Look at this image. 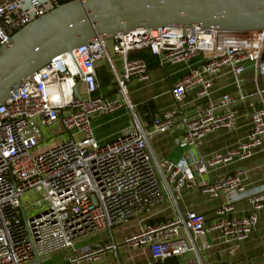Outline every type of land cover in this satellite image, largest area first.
<instances>
[{
	"label": "built area",
	"instance_id": "built-area-1",
	"mask_svg": "<svg viewBox=\"0 0 264 264\" xmlns=\"http://www.w3.org/2000/svg\"><path fill=\"white\" fill-rule=\"evenodd\" d=\"M58 5L59 0H0V47L15 31ZM141 49L157 57L159 66L201 56L170 89L178 103L192 89L209 101L193 115H179L184 131L176 141L186 149L176 162L157 158L149 138L171 128L178 110L163 111L147 127L127 94L129 81L149 77L144 58L128 57L130 51ZM114 56L119 58V68ZM99 61L107 62L117 85L111 99L92 97L98 89ZM248 66L255 78L264 74L263 30L234 33L192 26L183 33L162 27L120 34L111 39V52L107 40L93 39L53 57L27 76L0 103V264H30V260L65 249L74 254L64 264H95L102 253H116V227L164 202L173 208V215L159 223L145 222L125 235L121 244L127 250L146 248L153 264L185 255L178 264H231L202 262L196 240L213 231L225 238L245 240L257 222V212L264 209V186L247 191L240 169L212 182L202 179L210 168L250 158L252 150L261 145L264 87L255 80V92H244ZM223 67L231 72L235 94L224 92L213 102L209 99L212 77ZM252 95L260 105L251 114L245 140L226 152H213L207 159L190 153L207 133L231 131L236 121L234 104ZM248 104L253 106L252 101ZM121 107L129 111L130 130L105 143L96 140L92 118ZM52 125L61 127L56 134L73 132L62 143L43 145L42 129ZM192 186L212 197L226 195L209 224L203 214L178 208L181 189ZM31 190L42 192L46 204L36 215L21 217L22 197ZM244 198L252 211L240 218L229 217L233 204ZM103 232L107 237L101 244L77 246ZM201 244L202 248L208 246Z\"/></svg>",
	"mask_w": 264,
	"mask_h": 264
},
{
	"label": "crops",
	"instance_id": "crops-1",
	"mask_svg": "<svg viewBox=\"0 0 264 264\" xmlns=\"http://www.w3.org/2000/svg\"><path fill=\"white\" fill-rule=\"evenodd\" d=\"M146 51V50H145ZM150 60L149 77L144 81L132 79L127 84V94L133 105L138 110L144 125L150 126L152 120L168 109H177L178 114L174 124L167 131L154 133L149 138L152 152L157 158H166L171 161H179L186 148L179 145L176 139L183 133L184 126L180 114L193 115L196 111L205 108L209 101L207 98H199L196 89L189 90L186 98L175 102L170 89L190 66H195L201 61V56H195L188 62L159 66L158 59L149 52H145ZM119 61V58L115 56ZM104 61H99V68ZM258 84L264 87V74L255 78L254 70L248 66L244 72V92L253 94ZM98 82V79H97ZM232 75L228 67H223L212 77L209 99L213 102L224 92L233 95ZM117 93V92H116ZM116 93L107 99L116 96ZM248 101L253 102L249 106ZM256 95L247 98L246 101H237L234 104L236 110L235 127L231 131L214 130L205 135L202 143L190 150L194 156L207 159L213 152H226L245 140L251 127V114L259 107ZM131 119L126 107L120 108L108 115H96L92 118L93 137L101 143L108 142L120 134L129 131ZM242 170V182L247 191L264 186V135L261 145L252 150V156L245 160H232L229 163L210 168L202 179L212 182L220 176L232 174L235 170ZM226 201V195L218 197L209 196L200 191L198 186L183 187L177 201L178 208L185 212L193 210L203 214L205 223L209 224L216 218L215 210ZM173 208L166 202L161 203L141 215L133 217L126 223L113 230L115 242L119 245L116 253L107 251L101 254L95 264H153L149 251L146 248L127 250L121 244L123 237L136 231L145 222L159 223L173 215ZM252 211L247 199H240L233 204L229 217L240 218ZM257 222L248 238L238 241L225 238L217 231L205 233L203 238H198L196 244L200 259L204 263L226 261L231 264H264V209L257 212ZM201 243L208 246L201 247ZM173 260L170 264H178ZM81 264H86L84 261Z\"/></svg>",
	"mask_w": 264,
	"mask_h": 264
},
{
	"label": "water",
	"instance_id": "water-1",
	"mask_svg": "<svg viewBox=\"0 0 264 264\" xmlns=\"http://www.w3.org/2000/svg\"><path fill=\"white\" fill-rule=\"evenodd\" d=\"M264 31V0H75L15 31L0 47V103L53 57L93 39L139 29ZM79 82L74 87L78 96ZM36 264H41L35 258Z\"/></svg>",
	"mask_w": 264,
	"mask_h": 264
},
{
	"label": "rangeland",
	"instance_id": "rangeland-1",
	"mask_svg": "<svg viewBox=\"0 0 264 264\" xmlns=\"http://www.w3.org/2000/svg\"><path fill=\"white\" fill-rule=\"evenodd\" d=\"M107 43H108V49L111 52V40H107ZM114 60L116 62V66L119 68V61L117 60V58H115V56H114ZM106 72L108 74V81L111 82L110 81L111 80V73L109 72L108 69ZM112 87H113V84L110 83L105 88H103L102 91L111 89ZM122 108H124V107H122ZM57 128L61 129V127H59L58 125L44 126L43 127L42 131H43V136L45 138L43 143H42L43 145L62 143L63 141L68 139L70 136V133L73 132V131L72 132L65 131V132L56 134ZM45 204H46V201L43 200L42 192H36L34 190H31L29 192H26L22 197V207H24V214H22L20 208L18 209V212H19L21 217H23V215L27 216V217H31L33 215H36L38 212H40L42 210V208L45 206ZM106 237H107V232H103L99 235H95L94 237H91V238L83 241L82 243L78 244L77 246L78 247L84 246L86 244H91L94 246L96 243L101 244L103 242V240L106 239ZM73 254H74V251L72 249H65L62 251L53 252V253L45 256V257H42L40 262H41V264H64L66 262L67 258H69ZM185 256H177V257L172 258L171 260L172 261L175 260L177 262L182 261V259ZM29 263L35 264V262L33 260H30Z\"/></svg>",
	"mask_w": 264,
	"mask_h": 264
},
{
	"label": "trees",
	"instance_id": "trees-1",
	"mask_svg": "<svg viewBox=\"0 0 264 264\" xmlns=\"http://www.w3.org/2000/svg\"><path fill=\"white\" fill-rule=\"evenodd\" d=\"M65 2H66V0H59V4H62V3H65ZM145 50L146 49L132 50V51L129 52L128 57H131V58L142 57V58H144L147 61L148 66H149L150 65V63H149L150 60L147 58V55L145 53L147 50L146 51ZM106 68L111 73L106 61H104V63L99 68L96 67V78L98 79V89L96 90V92L92 93V97L102 96L104 98H109V97H112L117 92V85L112 80V73H111V80H110L111 82L108 81V74L106 72L107 71ZM110 83L113 84V87L111 89L102 91V89L105 88ZM171 259H168L165 262V264L172 263Z\"/></svg>",
	"mask_w": 264,
	"mask_h": 264
}]
</instances>
